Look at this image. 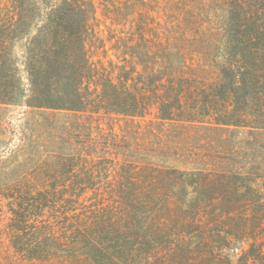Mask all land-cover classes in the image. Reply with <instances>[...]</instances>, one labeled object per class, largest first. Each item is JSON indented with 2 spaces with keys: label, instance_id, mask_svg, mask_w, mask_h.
I'll return each mask as SVG.
<instances>
[{
  "label": "trees",
  "instance_id": "trees-1",
  "mask_svg": "<svg viewBox=\"0 0 264 264\" xmlns=\"http://www.w3.org/2000/svg\"><path fill=\"white\" fill-rule=\"evenodd\" d=\"M183 1L37 0L36 23L49 22L51 37L61 47L68 44V106L57 108L76 118L98 117L100 132L109 128L114 139L116 120L126 122L121 135H136L131 123L154 110L159 126L182 120L185 106L193 111L192 97L205 89L198 86L207 77L195 61L201 53L198 18ZM160 10L164 22L154 14ZM98 29L107 32L100 41L110 44L117 60L91 61L87 45ZM36 65L30 68L34 91ZM27 105L45 107L32 100ZM75 123V135L86 134L81 151L3 190L9 208L1 228L8 245L4 264H264V204L256 198L236 199L226 220L211 212L196 216L210 200L197 197L191 213L189 188L198 192L216 181L212 174L157 164L153 157L168 150L161 132H152L157 142L144 163L123 148L117 152L116 143L102 148L90 125Z\"/></svg>",
  "mask_w": 264,
  "mask_h": 264
},
{
  "label": "rangeland",
  "instance_id": "rangeland-1",
  "mask_svg": "<svg viewBox=\"0 0 264 264\" xmlns=\"http://www.w3.org/2000/svg\"><path fill=\"white\" fill-rule=\"evenodd\" d=\"M239 1L238 6H234L236 0L183 1L198 18L201 53L195 61L198 74L207 77L198 89H205L192 97L193 111L183 108L182 120L159 126L154 110L145 120L131 123L129 128L137 134L127 136L121 135L125 120H116L119 138L114 139L104 123L107 119L101 125L107 130L102 133L98 117L76 118L68 109L57 108L68 106V44L61 47L51 37L49 22L36 23L42 8L37 0H0V264L8 251L1 234L9 216L3 190L42 165L51 170L62 157L81 151L86 134L75 135L76 120L90 125L91 137L102 148H113L116 143L117 152L123 148L144 163L151 160L157 142L152 132H161L168 150L153 157L157 164L191 174H212L216 181L198 192L195 186L189 188L191 213L197 197L210 200L205 212L204 207L197 208L196 216L213 213L219 221L226 220L236 199L256 198L264 204V0ZM164 13L154 14L164 22ZM101 28L105 30V25ZM106 33L98 29L88 41L94 63L117 60L110 44L104 47L100 41ZM32 62L37 64L35 91L30 81ZM29 100L45 107L28 106ZM261 216L264 227V210Z\"/></svg>",
  "mask_w": 264,
  "mask_h": 264
}]
</instances>
